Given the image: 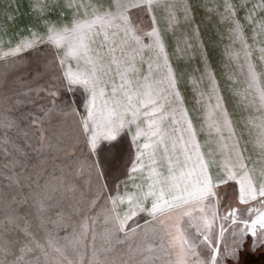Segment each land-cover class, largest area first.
<instances>
[{"label":"snow or ice","instance_id":"6c2138e0","mask_svg":"<svg viewBox=\"0 0 264 264\" xmlns=\"http://www.w3.org/2000/svg\"><path fill=\"white\" fill-rule=\"evenodd\" d=\"M67 6L74 9L70 16L53 19L48 17L47 0H39L40 15L27 27L35 29L42 21L44 31L28 32L3 53L15 75L10 81L13 87L0 93L4 106L0 152L12 157L8 171L0 172L6 180L0 183V264H244L245 252L264 249V170L258 179L247 163L207 45L200 49L201 81H207L208 91H197L206 108L198 129L179 88L183 70L173 66L167 49L168 30L177 23L175 4L110 0L107 5L92 4L91 13L84 15L74 0H67ZM240 6L245 9L244 20L264 33V16L256 19L257 10L264 11V0L251 7L241 0ZM181 7L184 22L192 25L185 44L192 48L195 38L199 47L203 41L194 9L187 2ZM213 7L222 8L220 16L230 25L228 47L240 45L232 55L246 69L242 97L257 105L259 116L249 121L258 129L256 144L264 151V68L258 71L252 59L237 6ZM157 8L168 13L163 26ZM101 34L103 40L98 41ZM258 47L264 60V43ZM145 50L153 53L150 71L139 75L137 59H143ZM105 53L111 54V63L104 62ZM112 64L119 84L108 79ZM153 66L158 75L151 71ZM6 83L9 72L0 73V88ZM42 91L47 97L40 95ZM68 117H75L72 123L79 129L75 144L82 145L70 151L87 163L86 191L92 192L91 198L81 192L87 206L74 211L90 212L99 201L105 205L91 217L85 214L79 234L62 208L52 212L59 206L58 201L49 203L57 191L53 181L63 182L66 166L57 165L49 172V157L44 155L54 148L48 126H61ZM169 121L172 127L167 126ZM201 130L218 137L224 153L221 175L210 171L216 154L212 149L205 154L198 138ZM162 156L166 168L160 164ZM57 167L60 176L55 175ZM145 170L146 188L135 175ZM125 202L121 212L119 205ZM101 214L102 243L96 246L98 233L93 227L89 254L88 220L95 225ZM137 236L143 243L133 247L128 242ZM125 244L127 252L122 250L121 255L141 258L119 260L110 255Z\"/></svg>","mask_w":264,"mask_h":264},{"label":"rangeland","instance_id":"374dc122","mask_svg":"<svg viewBox=\"0 0 264 264\" xmlns=\"http://www.w3.org/2000/svg\"><path fill=\"white\" fill-rule=\"evenodd\" d=\"M39 0H0V73L9 72V83H6L3 88H0V93L13 87L10 83L12 76L15 73L9 68V60L4 57L3 53L7 51L9 47L18 43L22 36H26L30 31H44V26L41 21L40 26L33 29L27 27L33 22L34 18L40 15L39 9L36 8V4ZM168 3L175 4L176 7V19L177 23L173 29L168 30L167 34V49L170 53V59L173 66L177 69H182L183 73L179 79V88L185 99V106L189 109L190 115L193 117L194 123L198 129L201 128V124L205 120L206 108L203 107L204 101L197 95L198 90H203L205 94L208 91L207 81H201V73L203 71V64L201 62L200 49L207 45L208 54L211 58L212 67L215 70L216 78L220 85L222 94L226 99V107L228 108L233 121L234 127L237 130V134L241 137L242 147L245 148V155L249 157L247 163L254 167V174L257 178H260L261 170H264V151H262L256 144L258 129L250 123L249 117L259 116L257 111V105L249 104L247 100L243 99L242 93L246 90V69L242 70L241 62H238L232 55L234 52H238L240 45L236 44L229 48L230 40L228 39L229 23L223 20L220 16V10H217L214 5H223L224 3H233L238 8V15L245 25V33L248 36V43L252 46V59L257 66V70L264 68V60L260 59L261 53L258 45L264 43V33H259L258 29H255V25L248 23L244 20L245 9L241 7V0H167ZM189 3L192 5L195 14V22L199 25V37L203 41L199 47L196 46V40L193 38L190 43L193 44L192 48H188L185 44V38L192 36V25L184 22V12L181 7L183 3ZM260 0H247V4L251 7L252 4H258ZM49 12L48 17L53 19L57 17L70 16L74 9L67 6V0H47ZM74 3L79 7L81 15L90 14L92 11L91 5L102 3L107 5L110 0H74ZM156 15L160 18L161 25L163 26L165 19L167 18V11L164 8H157ZM264 16V11L257 10L256 19ZM47 18V17H46ZM6 26V27H5ZM22 29H24L22 31ZM254 30L258 33L253 35ZM122 37V34H121ZM121 37H117L115 45H119ZM103 40V34L98 38ZM210 42H215L210 43ZM182 50V51H181ZM153 53L145 50L143 59H137V69L139 75L147 74L149 69V57ZM242 57L243 53H239ZM117 57H119V51H117ZM105 63H111V54L105 53L103 55ZM113 72L109 74L108 79L111 82L119 84L120 77L115 71L116 65L112 64ZM154 75L159 73L153 66L151 69ZM198 81H201L199 84ZM41 87L46 88L47 84L40 82ZM111 83L108 84L110 88ZM41 96L47 97L46 92H41ZM251 99V98H249ZM214 103V99L212 101ZM3 105H0V113L3 112ZM56 119H60L57 117ZM75 117H68L61 126H48L47 135L51 137V143L54 148L48 150L44 155L48 156L47 171L51 172L53 167L57 165H64L63 175L65 179L62 183L53 181L54 185H57V191L53 197V205L59 202V206L52 208L53 214L63 209L67 214V217L71 221L75 222L76 231L79 234L82 231L81 225L83 224V217L88 215L89 217L95 215L104 205V201H99L97 205L87 213H76L74 208L86 207L87 200H82L81 192L89 198L92 196L91 191H86L87 185L85 181L88 178L87 163L82 161L80 157L72 153L70 149L75 147L77 150L82 148V145H76L75 140L78 135V127L75 126L72 121ZM55 124V120L53 121ZM168 127H172L170 121L167 124ZM3 130H0L2 134ZM224 135H227L225 132ZM202 144V149L205 154H208V149H212L216 154V160L212 164L210 171L213 175H221L222 172V156L223 152L220 151L218 137L216 133H209L207 130H201L198 136ZM86 153V149H84ZM56 157L55 160L51 157ZM175 158V157H174ZM10 155H5L0 152V172H7L6 165L11 160ZM35 162V161H34ZM160 164L166 168L167 161L161 157ZM18 171V169H17ZM62 174L61 168L57 167L55 175L60 176ZM136 182H139L147 187V171H140L136 174ZM0 183L6 184V180L0 177ZM133 181H129L128 191H132L131 184ZM233 182H229L232 184ZM76 187L73 188L72 185ZM124 191V186H121V192ZM150 203V201H149ZM127 207L126 202L119 205L121 212ZM223 211V209H222ZM135 219V218H134ZM103 215L97 217L95 225L91 219L88 220V233L85 240V244L88 246L87 251L91 252L92 241V229L95 227L98 233L96 237V246L99 247L102 243L99 233L103 229ZM140 222V221H137ZM132 226V221L129 222V227ZM63 235V230L60 232ZM43 242V234H40ZM133 247L137 244L143 243L140 237L137 236L133 240L129 241ZM127 252V245H117L116 248L110 253L111 256L119 260H128L130 258L139 260L140 256L130 257L129 255H121V251ZM43 259V257H41ZM244 264H264V249H258L256 251H247L242 256Z\"/></svg>","mask_w":264,"mask_h":264}]
</instances>
